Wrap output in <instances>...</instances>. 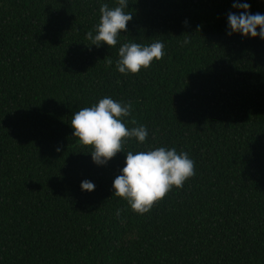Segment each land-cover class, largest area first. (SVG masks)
Listing matches in <instances>:
<instances>
[{"label": "trees", "instance_id": "16d2710c", "mask_svg": "<svg viewBox=\"0 0 264 264\" xmlns=\"http://www.w3.org/2000/svg\"><path fill=\"white\" fill-rule=\"evenodd\" d=\"M105 2L0 0V264H264V41L225 35L233 0H129L117 45L96 48L85 34ZM157 40L159 61L115 70L121 43ZM104 96L148 129L125 152L194 161L144 215L112 195L124 153L97 167L71 135L72 114Z\"/></svg>", "mask_w": 264, "mask_h": 264}, {"label": "clouds", "instance_id": "9594fccd", "mask_svg": "<svg viewBox=\"0 0 264 264\" xmlns=\"http://www.w3.org/2000/svg\"><path fill=\"white\" fill-rule=\"evenodd\" d=\"M129 0H116V6L101 3L99 20L85 35L91 46L99 48L102 44L114 47L118 37L126 30L132 20L126 11ZM247 0H233L232 9L226 14L225 35H239L241 38H258L264 41V13H252ZM187 20L182 25L187 26ZM190 41L185 38L181 46ZM164 44L157 40L144 45L134 41L120 44L115 62V70L123 75L136 74L147 69L151 63L159 61L164 55ZM112 61H109L111 64ZM116 83H119L117 80ZM132 116L130 102L113 100L109 96L100 98L94 105L83 107L72 114V137L88 148L90 161L97 167L108 163L118 152L124 153L123 167L112 181V195L121 198L136 215L148 213L153 204L161 200L173 188L179 189L194 173V161L185 151L175 147H155L147 150L124 151L126 144L133 139L143 145L148 137L145 125H136ZM131 122L134 127H127ZM61 151L60 147L55 149ZM93 182L83 179L79 183L82 192H92ZM120 209L116 210V216Z\"/></svg>", "mask_w": 264, "mask_h": 264}]
</instances>
